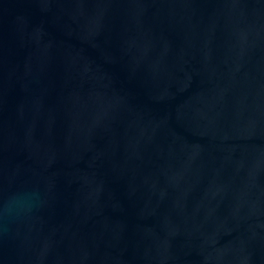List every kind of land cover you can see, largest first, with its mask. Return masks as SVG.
Here are the masks:
<instances>
[{
    "label": "water",
    "instance_id": "obj_1",
    "mask_svg": "<svg viewBox=\"0 0 264 264\" xmlns=\"http://www.w3.org/2000/svg\"><path fill=\"white\" fill-rule=\"evenodd\" d=\"M0 264H264V0H0Z\"/></svg>",
    "mask_w": 264,
    "mask_h": 264
},
{
    "label": "clouds",
    "instance_id": "obj_2",
    "mask_svg": "<svg viewBox=\"0 0 264 264\" xmlns=\"http://www.w3.org/2000/svg\"><path fill=\"white\" fill-rule=\"evenodd\" d=\"M31 204L29 201L22 198H14L6 206L4 211L12 214L19 211L30 210Z\"/></svg>",
    "mask_w": 264,
    "mask_h": 264
}]
</instances>
